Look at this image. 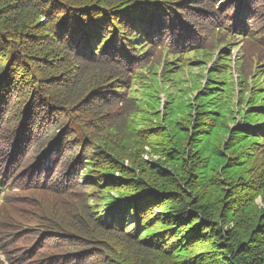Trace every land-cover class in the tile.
I'll return each instance as SVG.
<instances>
[{
  "label": "trees",
  "instance_id": "obj_1",
  "mask_svg": "<svg viewBox=\"0 0 264 264\" xmlns=\"http://www.w3.org/2000/svg\"><path fill=\"white\" fill-rule=\"evenodd\" d=\"M0 235L10 264H264V0H0Z\"/></svg>",
  "mask_w": 264,
  "mask_h": 264
},
{
  "label": "rangeland",
  "instance_id": "obj_2",
  "mask_svg": "<svg viewBox=\"0 0 264 264\" xmlns=\"http://www.w3.org/2000/svg\"><path fill=\"white\" fill-rule=\"evenodd\" d=\"M240 44L235 42L233 44V50H232V60H233V63L238 59V54H239V46ZM190 60L193 61L194 63L185 68L182 72L179 71V69H177V65H180V62H177V61H173V71L175 73H171L172 77L176 79L177 82H175V84L173 85V87L171 88V92L173 94H179L180 93V89H186L187 86L190 85V82H193L194 79H195V76L200 72V71H203V69L201 70L200 67L204 68L205 69H208V68H211V63L212 62H209L210 64H208V66H205L204 65V62L203 60H200V58L198 57H195L193 55L190 56ZM200 60V63L197 62ZM200 66V67H199ZM178 72H180L178 74ZM161 73V72H159ZM232 74H234V77H236V74H235V71L233 70L232 71ZM197 80L198 81H201V83H203V78H200V77H197ZM143 86V87H142ZM170 86L169 85H166L164 86V88H169ZM137 89H138V96L142 99V100H148L149 97L148 95L149 94H152V95H158V94H155V91L158 90V88L153 84L152 81L150 80H145V81H142L141 83H138L137 85ZM144 91V92H142ZM191 96V94H190ZM188 96V97H190ZM168 106V98L166 96L165 93H161L160 94V104L158 106V109L161 113H164L166 111V107ZM104 217L105 219H108L109 218V215L107 214H104ZM1 236V235H0ZM15 251L11 252V255L14 254ZM0 261H1V264H10L9 262V259H8V256H5L4 255V252H2L0 250Z\"/></svg>",
  "mask_w": 264,
  "mask_h": 264
}]
</instances>
